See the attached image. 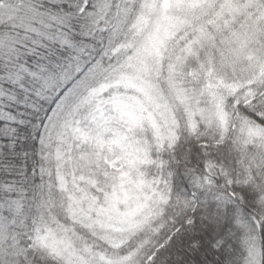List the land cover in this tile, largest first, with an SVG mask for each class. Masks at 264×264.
<instances>
[{
  "label": "snow or ice",
  "instance_id": "1",
  "mask_svg": "<svg viewBox=\"0 0 264 264\" xmlns=\"http://www.w3.org/2000/svg\"><path fill=\"white\" fill-rule=\"evenodd\" d=\"M0 264H264V0H0Z\"/></svg>",
  "mask_w": 264,
  "mask_h": 264
}]
</instances>
